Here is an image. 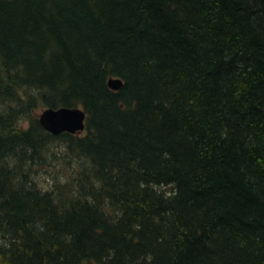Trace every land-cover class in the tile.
I'll use <instances>...</instances> for the list:
<instances>
[{
  "label": "trees",
  "instance_id": "trees-1",
  "mask_svg": "<svg viewBox=\"0 0 264 264\" xmlns=\"http://www.w3.org/2000/svg\"><path fill=\"white\" fill-rule=\"evenodd\" d=\"M0 264H264V0H0Z\"/></svg>",
  "mask_w": 264,
  "mask_h": 264
},
{
  "label": "water",
  "instance_id": "water-1",
  "mask_svg": "<svg viewBox=\"0 0 264 264\" xmlns=\"http://www.w3.org/2000/svg\"><path fill=\"white\" fill-rule=\"evenodd\" d=\"M122 82L110 79L108 87L118 90ZM85 113L79 108L45 109L38 116L41 127L48 133L56 136L61 133L75 134L84 130Z\"/></svg>",
  "mask_w": 264,
  "mask_h": 264
},
{
  "label": "rangeland",
  "instance_id": "rangeland-1",
  "mask_svg": "<svg viewBox=\"0 0 264 264\" xmlns=\"http://www.w3.org/2000/svg\"><path fill=\"white\" fill-rule=\"evenodd\" d=\"M42 111H40L39 113H38V115L41 113ZM44 178V177H43ZM46 180V179H45ZM39 182H40V184L42 185V186H44V187H47V184H46V182L44 181V179H40L39 180Z\"/></svg>",
  "mask_w": 264,
  "mask_h": 264
}]
</instances>
